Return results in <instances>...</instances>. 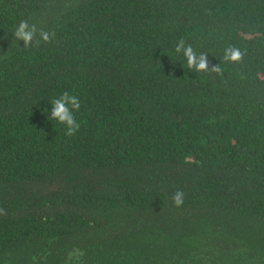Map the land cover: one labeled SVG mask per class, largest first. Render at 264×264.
<instances>
[{"label":"trees","instance_id":"16d2710c","mask_svg":"<svg viewBox=\"0 0 264 264\" xmlns=\"http://www.w3.org/2000/svg\"><path fill=\"white\" fill-rule=\"evenodd\" d=\"M0 264H264V0H0Z\"/></svg>","mask_w":264,"mask_h":264},{"label":"clouds","instance_id":"9594fccd","mask_svg":"<svg viewBox=\"0 0 264 264\" xmlns=\"http://www.w3.org/2000/svg\"><path fill=\"white\" fill-rule=\"evenodd\" d=\"M36 26L30 25L27 20H21L14 30L13 35L17 40H22L25 47L32 45L34 35L36 34ZM54 33L47 31H40L41 39L45 42H49L54 38ZM39 44L40 41H35ZM175 52L177 54L183 53L186 58L187 67L194 69L197 72L208 71V61L204 53L197 55L193 47L185 44V41L181 38L176 42ZM243 57V53L236 48H228L225 50V61L239 62ZM212 71L221 72L222 69L219 66H214ZM52 105L50 115L48 119L55 120L59 124L65 127L64 135L67 137H73L80 129V122L76 119L75 113L81 108V102L77 95L70 93L69 91L62 92L59 96L53 98L50 102ZM171 200L174 206L181 207L184 204L185 193L183 189H177L171 196Z\"/></svg>","mask_w":264,"mask_h":264}]
</instances>
